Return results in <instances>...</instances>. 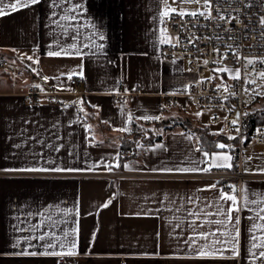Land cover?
Instances as JSON below:
<instances>
[{
    "label": "crops",
    "instance_id": "obj_1",
    "mask_svg": "<svg viewBox=\"0 0 264 264\" xmlns=\"http://www.w3.org/2000/svg\"><path fill=\"white\" fill-rule=\"evenodd\" d=\"M76 3L82 4L83 9L75 13L76 21L64 22L71 27L63 34L51 21L59 19L65 14V8ZM160 9V0H64L57 7L52 6V0H42L39 5L0 17V169L40 166L48 159H54L57 165L80 169L94 163L100 165L94 171L71 173L0 170V264H57L59 258L10 255L19 250L12 244L25 235L35 237L43 232H55L62 236L64 231L74 228L80 255L68 258L66 264H250L247 229L251 225L247 217L253 212L240 213L243 245L240 258L193 259L194 254L184 244L192 234L188 225L193 218L188 216V210L194 211L203 205L199 200L195 205L190 204L186 197L211 198L216 195L214 191L198 189L218 181L191 177L194 174L163 175L149 171L161 167L162 160L179 162L188 154L187 149L197 147L195 139L189 142L178 135L189 132L179 127L165 132L159 143L168 146L167 152L148 151L157 143L137 147L135 156L119 168L108 171L103 167L108 163L120 164L118 138L127 132L116 129L129 128V114L139 126L153 121L137 117L162 115V120L179 117L186 119L191 128L204 127L195 117L185 114L190 102L185 95L196 77L187 72L181 58L161 55ZM52 12L57 15L53 17ZM93 32H102L105 39L93 37ZM92 39L96 44H104V49L84 47L91 45ZM58 41L63 46L76 43L86 55L48 57L47 52L55 50ZM19 54H35L40 63L32 64ZM5 61L18 69L17 77L12 78L2 67ZM81 64L85 78L74 76L79 84L72 86L67 73L78 71L77 66ZM44 76L49 77L46 83ZM36 84L44 91L37 88L42 94L28 103L22 93ZM170 96L175 98V106L168 103ZM86 107L92 110L91 120L79 112L80 108L86 112ZM85 125H90L91 130L86 131ZM17 144L21 147L16 148ZM49 144L63 147L57 153ZM213 151H229L233 155L228 149ZM250 154L260 159L259 162L243 164V154L240 170L245 172L247 168L246 173H257L264 166V153ZM190 155L203 159L194 151ZM124 164L131 165V169L124 168ZM237 170L236 161L235 170L214 168L212 171ZM116 172L124 175L112 180L106 176ZM241 186L257 193L254 198L264 194V178L242 179ZM109 200L112 203L102 207ZM49 205L53 207L46 215L50 214L58 222L64 221L59 227L43 224L36 232L15 230L18 224L22 228L40 224L43 217L39 213ZM69 209L72 211L64 216L63 210ZM220 218L207 217L209 220ZM32 242L41 243L35 239Z\"/></svg>",
    "mask_w": 264,
    "mask_h": 264
},
{
    "label": "snow or ice",
    "instance_id": "obj_2",
    "mask_svg": "<svg viewBox=\"0 0 264 264\" xmlns=\"http://www.w3.org/2000/svg\"><path fill=\"white\" fill-rule=\"evenodd\" d=\"M42 0H14L12 3H7L5 0H0V17L10 15L13 12L19 11L21 9L31 8L33 6L39 5ZM229 0H160L162 4L159 10V23L164 25L159 28V43L161 45L168 44L172 47H176L180 44V37L172 36L169 33L168 24L177 18L180 20L179 30H186L188 27L200 28L203 27L207 29L208 24L201 25L199 22L202 20L208 21L213 28H223V24L215 23L216 21L225 22L229 25L228 28L224 29V35L217 34L215 36V41L219 42L221 47L225 48V52L221 53L220 47L215 45L212 48L213 54H218L219 59L212 60V64H221L222 66L213 67L212 72L216 73L215 77L220 82L216 84L217 89H222L224 95V100H227L230 96H235L236 92L234 90L233 84L227 83V81L219 74H225L229 80L234 82H241L246 87H243L242 91L249 96V100L246 103H250L257 97L264 98V51H252L253 49H264V12L260 9H264V0H234V2L241 4L242 6L238 9L229 8L225 9L221 5L228 3ZM64 0H52V6L57 7L62 5ZM83 9V5L80 3L74 4L71 8H65L64 15L59 16V19L52 20L51 23L57 25L58 28L62 29L63 34H67L71 27V24H66L64 22L76 21L78 19V11ZM10 10V11H9ZM68 13H73V15H68ZM56 12H52V16L55 17ZM255 17L253 19L252 17ZM191 21H195L192 23ZM237 23L240 25L239 31L236 30ZM175 27V25H174ZM251 33V35H249ZM78 34V33H77ZM99 36V39L103 41L105 36L102 32H93V37ZM72 39L75 41L76 37L73 36ZM187 43L195 45L201 37L198 35H192L187 37ZM203 39L212 41L213 37L206 36ZM253 40V44L246 45L249 50V54L244 53V41ZM50 49L52 46H49ZM84 47H93L96 51H102L104 49V44H96L95 39H92L91 45H84ZM16 51V50H13ZM197 52L200 49L197 48ZM95 54V53H94ZM21 58H26L31 61L32 64H39L40 59L34 55L19 54ZM82 57L86 53H82L81 49L76 43L68 44L63 46L59 41L55 46V50H49L47 56L50 58L59 57ZM229 58L233 59L234 63L240 64L239 67H229L225 63ZM210 61L208 59H203L202 64L207 66ZM259 66V67H258ZM77 70H72L67 73V79L72 80L74 76H79L81 79L85 78L84 66L83 64L77 66ZM191 69H189L190 71ZM36 71V69H32ZM213 76H208L202 78L197 83L203 84L205 81H212ZM45 83L49 80L48 76L42 77ZM58 79V77H57ZM35 88L40 89L41 92L44 91L40 84L34 85ZM187 86L185 91H187ZM127 91V90H126ZM78 103H83L80 101ZM67 107V105H65ZM166 107V106H165ZM83 112V108L79 109ZM231 111V109H229ZM249 113H243V115H248ZM85 115H87L85 113ZM195 115L199 117L200 112H196ZM240 116L241 113L236 114V118L229 121L232 129L237 133V136L228 135L227 139L235 141L238 137L240 142L244 143V137L240 136ZM133 117L129 114L128 120L131 121ZM137 119H142L144 121H160L164 119L162 115H143L137 117ZM227 120V117H225ZM86 131L91 130L90 125H85ZM120 132H128L130 129L127 126L116 129ZM257 133L264 136V129L258 128ZM158 134H162L158 133ZM220 133H216L219 135ZM187 141L191 142L193 139L196 140L197 147L194 149L189 148L186 150V155L179 161H169L162 160L161 167H154L149 169L150 172L163 175H190L198 173H210L215 169H227L232 170L234 167L233 155L229 151H207L205 150L200 137H195L194 133L185 134L181 132L178 134ZM32 140H37L36 137H30ZM59 139V137L57 138ZM93 141L95 137L91 138ZM39 143H44V141H37ZM138 147H143V145L137 144ZM16 148H20L21 145H15ZM54 152H60L63 145L49 144ZM215 149L230 151L234 150V145L226 144L223 142H216L214 145ZM167 152L169 148L164 143H157L153 147L149 148L148 151ZM196 152L202 155L203 159H198L190 155L191 152ZM33 155H36L33 153ZM41 157L43 153L40 154ZM71 155V153H70ZM251 159V157H249ZM188 166H182V165ZM48 165V166H44ZM201 165H204L201 167ZM100 165L92 164L86 169H80L71 166H61L57 165L54 159H48L40 166L35 164L31 166H24L20 168H10V169H0L7 172H21V173H71V172H81V171H94ZM121 165L119 163H108L104 164L103 167L108 171H112L114 168H119ZM124 168L131 169V165L124 164ZM249 169H245V172ZM256 172L258 174L264 175V166H260ZM198 191H214L216 195L211 198L205 197H195L187 196L186 200L188 203L195 205L196 201L199 200L203 207H197L194 211L188 210V216L193 219L189 223V229L191 230V235L187 236L184 240L186 250L193 253L191 257L198 260H224L232 259L235 260L241 257L242 245V232H241V215L240 213L247 210L253 212V215L248 216L247 219L250 221V227L247 229L250 233L249 247L247 249L250 259V264H255L257 260L260 264H264V194H260V198L257 197V193L249 192L245 188L237 187L235 184H229L224 187L220 182L212 183L207 185L205 188L198 189ZM112 203L109 200L102 207L107 208ZM252 206H255L253 209ZM52 205L44 209V212L39 213L43 217L40 224L29 225L28 228H22L19 224L15 226L16 231L21 232H36L41 225L46 224L49 227H59L60 223L64 221H57L52 218L50 212ZM214 209V211H213ZM57 210L61 211L58 206ZM72 210H63V215L67 216ZM78 214V213H77ZM31 217L32 213L28 214ZM221 217L220 219H207V217ZM259 221V222H258ZM212 227H209V226ZM260 234L257 235L256 233ZM77 234V229H72L71 231H64L63 235H57L55 232H43L35 237L31 235H25L22 239L17 238L12 244L14 249H19L18 251L12 252L10 255L16 257H45V258H59L57 259V264L63 260L65 264L68 258L76 257L80 255L78 250V242L75 238ZM95 238V233L93 234V239ZM33 239L39 244L33 243ZM27 245L24 247L23 245ZM43 249V250H40ZM229 255H225V254Z\"/></svg>",
    "mask_w": 264,
    "mask_h": 264
},
{
    "label": "built area",
    "instance_id": "obj_3",
    "mask_svg": "<svg viewBox=\"0 0 264 264\" xmlns=\"http://www.w3.org/2000/svg\"><path fill=\"white\" fill-rule=\"evenodd\" d=\"M229 4L231 8L238 9L242 5L234 2V0H229L228 3H224L221 6L225 9L229 8ZM260 11L264 12V9H260ZM255 19V17H252ZM195 23V21H191ZM201 25L208 24L207 29L200 28H192L188 27L186 30H179L180 20L177 18L176 20L170 22L168 24L169 33L172 36L179 35L180 44L176 47H172L171 45L164 44L161 47V55L166 58L170 57H179L186 63V70L188 73L193 74L196 77L195 82L192 84L190 91L185 95L190 100V103L193 107L211 113L213 123L221 124L222 129L225 130V134L237 136V133L232 129L229 121L236 118L237 113H241L240 116V127L241 133L240 136L244 137V143L240 142V138L238 137L233 144L236 148V159L238 170L236 172H216L211 171L210 173H200L194 174L191 177L209 179L219 181L220 184L224 187H227L229 184H235L239 187V183L242 179L246 178H264V175L258 173H246L240 170L241 159L243 154L252 153L257 149H264V136H261L257 133L258 128L264 129V123L253 126L251 129L249 127V121L251 118L257 114L264 112V98L257 97L252 100L250 103H246L249 100V96L245 94L242 89L246 87L241 82H234L229 80L225 74L221 75L229 84H233L234 90L236 92L235 96H230L227 100H224V93L222 89H217L216 84L220 81L215 77L216 73H213L211 70L213 67L222 66L221 64H212L211 61L219 59L218 54H213L212 48L215 45L216 47H220L221 53L225 52V48L221 47L219 42L215 41V36L217 34L224 35V29L228 28L229 25L225 22L216 21L215 23L223 24V28H213L208 21H204L201 19L199 22ZM175 25V27H174ZM164 25H162L163 27ZM240 25L237 23L236 30L239 31ZM192 35H198L201 39L196 42L195 45L187 43V37ZM251 35V33H249ZM210 36L213 37L212 41L203 39V37ZM244 53L249 54V50L246 45L253 44V40H246L243 42ZM197 48L200 49V52H197ZM252 51H264V49H253ZM203 59H208L210 61L209 65L205 66L202 64ZM229 67H239L240 64L234 63L233 59L229 58L226 62ZM2 67L10 73L12 78H15L19 75L18 69L5 61L2 63ZM259 67V66H258ZM189 69H191L189 71ZM213 76L212 81H205L203 84L197 83L202 78ZM70 84L72 86L78 85V79L70 80ZM37 88L31 87L27 92L22 93L24 100L28 103H33L35 101V97L41 95ZM168 103L172 106L176 105V100L173 96L168 97ZM231 109V111H229ZM243 113H249L248 115H243ZM227 117V120L225 119ZM124 175L123 173H109L106 176L112 180L116 177ZM60 264H64L62 260ZM121 264H124L123 262Z\"/></svg>",
    "mask_w": 264,
    "mask_h": 264
},
{
    "label": "trees",
    "instance_id": "obj_4",
    "mask_svg": "<svg viewBox=\"0 0 264 264\" xmlns=\"http://www.w3.org/2000/svg\"><path fill=\"white\" fill-rule=\"evenodd\" d=\"M79 112L81 115L86 117L88 120L93 119L92 110L90 108L86 107V112H81V111ZM85 113L87 115H85ZM263 123H264V112L257 113L249 121V127L251 129L253 126L263 124ZM140 126H144V127L152 126L153 128L147 130L145 135L143 136V134L138 132V129ZM140 126L134 120L129 121L130 131L121 135L118 138L120 165H122L123 163L127 162L128 160L132 159L135 156L138 143L140 145H143V147H148L155 143H159L162 140L163 134L165 132L170 131L176 127L181 128L183 131L194 133L196 137H200L201 142L205 150L207 151L217 150L214 147L216 142H223L226 144L234 145L233 141L227 139V136H224L222 134L214 135L210 133L206 127L191 128L189 125V122L186 119H182L179 117L169 118L167 120L146 122ZM161 132L162 134H158ZM231 153H233V163H234L233 169L235 170L236 161H237L235 146H234V150H232Z\"/></svg>",
    "mask_w": 264,
    "mask_h": 264
},
{
    "label": "rangeland",
    "instance_id": "obj_5",
    "mask_svg": "<svg viewBox=\"0 0 264 264\" xmlns=\"http://www.w3.org/2000/svg\"><path fill=\"white\" fill-rule=\"evenodd\" d=\"M169 2H171V0H169ZM161 7H162V4H161ZM196 112H200L201 115L199 117H197L195 115ZM185 114L188 116H191V117L192 116L195 117L200 125H203L204 127H206L209 130V132L214 134V135H216V133H220V134L226 133L225 130L222 129V126L220 123L219 124L213 123L211 113L206 112V111H202V110H199V109L193 107L190 102L186 107ZM151 128H153V127L152 126H150V127H142L141 126L138 129V132H140L144 136L146 131L151 129ZM260 152L264 153V149H257L255 151V153H260ZM254 156L255 155H253V154L245 153L243 156V164H247V163L256 164L257 162H259L260 159L254 158ZM249 157H251V159H249Z\"/></svg>",
    "mask_w": 264,
    "mask_h": 264
}]
</instances>
